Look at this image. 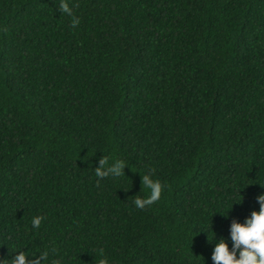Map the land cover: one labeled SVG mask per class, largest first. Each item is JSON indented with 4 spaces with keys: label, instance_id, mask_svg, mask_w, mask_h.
I'll use <instances>...</instances> for the list:
<instances>
[{
    "label": "trees",
    "instance_id": "16d2710c",
    "mask_svg": "<svg viewBox=\"0 0 264 264\" xmlns=\"http://www.w3.org/2000/svg\"><path fill=\"white\" fill-rule=\"evenodd\" d=\"M60 3L0 0V264H215L264 195V0Z\"/></svg>",
    "mask_w": 264,
    "mask_h": 264
},
{
    "label": "clouds",
    "instance_id": "9594fccd",
    "mask_svg": "<svg viewBox=\"0 0 264 264\" xmlns=\"http://www.w3.org/2000/svg\"><path fill=\"white\" fill-rule=\"evenodd\" d=\"M59 7L65 14L72 17L71 27H77L80 21L73 15V10L67 0H61ZM124 167L125 161L116 159L115 163L109 164V157L106 156L100 161V167L95 169V175L100 179L109 176L118 178L124 175ZM143 185L144 189L149 190V195L146 198L136 197L134 199L135 206L141 210L157 203L163 192L161 182L153 180L148 174L143 176ZM260 185L264 187V184ZM258 199L261 205L259 211H253L251 217L246 219L244 223L235 221L232 223L233 247L230 249L225 239H221L216 244L212 257L215 264H264V195L259 196ZM43 220V216L34 217L32 220L33 227L39 228ZM209 241L211 242L210 238ZM237 253H239V258H237ZM50 255H58L55 246L43 251L38 257L36 254L31 255L35 257L32 261H29V255L25 251H20L14 259L11 261L4 260L2 264H41L42 261L43 264H49ZM100 255L104 257L103 249H100ZM50 264H61V261L52 259ZM97 264H108V260L107 258L99 259Z\"/></svg>",
    "mask_w": 264,
    "mask_h": 264
}]
</instances>
